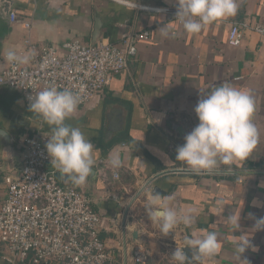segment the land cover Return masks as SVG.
I'll return each mask as SVG.
<instances>
[{
  "label": "crops",
  "instance_id": "crops-1",
  "mask_svg": "<svg viewBox=\"0 0 264 264\" xmlns=\"http://www.w3.org/2000/svg\"><path fill=\"white\" fill-rule=\"evenodd\" d=\"M12 1L11 12L20 21L12 23L9 16L0 15V70L9 50L30 56L27 40L38 49H60L70 39L92 44L95 18L101 21L97 40L120 43L128 32L149 31L147 40L136 41L137 52L127 67L114 73L101 94L78 105L65 121L79 127L95 146V163L86 183L76 186L57 170L59 183L80 188L90 199L101 218L100 236L113 263L133 264L131 249L139 241L147 248V264H177L170 257L172 252L195 230L215 231L220 243L215 256L200 264H243L234 254V240L244 233H249L251 246L241 259L264 264V229L253 231L256 220L264 217V35L247 31L240 46L227 42L233 20L264 27V0H239L235 16L205 25L196 34L185 32L169 14L139 7L177 5L178 0ZM223 84L248 90L254 98L257 145L246 160L190 172L183 162L175 161L176 149L199 123L194 111L198 100ZM29 105L20 91L0 86V205L5 178L16 177L20 171L23 139L38 128L51 136V127ZM112 157L121 161L118 168L110 166ZM170 169L190 171L154 179L125 216L138 189L155 174ZM154 185L164 191L163 199L171 197V206L196 209L192 228L179 224L165 236L160 225L148 219ZM233 213L240 214L236 231L227 220ZM134 231L136 240L132 239ZM0 264H5L1 254Z\"/></svg>",
  "mask_w": 264,
  "mask_h": 264
},
{
  "label": "built area",
  "instance_id": "built-area-1",
  "mask_svg": "<svg viewBox=\"0 0 264 264\" xmlns=\"http://www.w3.org/2000/svg\"><path fill=\"white\" fill-rule=\"evenodd\" d=\"M139 7L177 19L178 4ZM9 19L12 23L20 21L15 12ZM247 31L264 35V27L233 20L229 23L228 44L240 46ZM148 38L149 31L143 30L126 33L120 43L100 39L85 44L70 39L60 49H38L27 40L28 63L14 65L7 61V54L2 57L0 86L15 88L28 101L36 92L55 86L78 94L79 105L84 104L101 94L114 73L127 67L137 52L136 41ZM48 138L42 128L26 136L20 171L16 177L5 178L0 205L2 260L5 264H114L100 236L101 218L90 199L80 188L57 180V168L50 163L45 148ZM131 251L133 264H147L148 251L142 242H134Z\"/></svg>",
  "mask_w": 264,
  "mask_h": 264
},
{
  "label": "clouds",
  "instance_id": "clouds-1",
  "mask_svg": "<svg viewBox=\"0 0 264 264\" xmlns=\"http://www.w3.org/2000/svg\"><path fill=\"white\" fill-rule=\"evenodd\" d=\"M238 10L239 0H178L176 18L185 32L196 34L205 25L235 16ZM161 31L164 36L169 35L166 28ZM6 59L14 65L29 61L28 56H19L14 50L7 52ZM29 101V110L51 127V136L45 145L50 163L74 185L85 184L92 173L96 149L79 127L65 123L77 110L79 95L68 89L49 86L30 96ZM194 111L199 123L184 137V144L176 149L175 161L200 172L249 157L259 138L253 122L255 101L250 91L223 84L204 94ZM120 163L118 157L109 160L113 168H118ZM170 200L171 197L165 200L153 191L147 207L148 219L158 223L165 236L179 224L192 228L198 216L195 208L177 209L170 205ZM227 220L235 226V231L239 230L240 214L233 213ZM261 229H264V217L256 220L253 231ZM234 245L236 258L248 264L241 256L251 246L249 233L239 235ZM185 246L193 250L192 259L197 261L215 256L220 243L215 231L193 230L190 236L184 237L183 246H177L170 256L177 264L191 261L183 251Z\"/></svg>",
  "mask_w": 264,
  "mask_h": 264
},
{
  "label": "water",
  "instance_id": "water-1",
  "mask_svg": "<svg viewBox=\"0 0 264 264\" xmlns=\"http://www.w3.org/2000/svg\"><path fill=\"white\" fill-rule=\"evenodd\" d=\"M12 4L13 1L12 0H0V15L2 17H8L10 12H11V8H12ZM101 35V21L98 18H95V24H94V28H93V32H92V44H94L96 42V40L100 37ZM190 170H185V169H170V170H165V171H160L159 173L155 174L153 177H151L150 179H148L136 192V194L134 195V197L131 199V201L129 202L128 206L126 207L125 211H124V215L126 216L127 211L130 207V205L132 204V202L150 185V183L156 179L157 177L163 176L167 173H171V172H187ZM190 172H194V171H190ZM157 192L159 194H163V190L160 189L158 186H152L150 189V192ZM125 219H124V223H123V227H125ZM124 235H125V229H123ZM132 239L136 240L137 239V232L134 231L132 233ZM183 246V245H182ZM183 251L185 252L188 260H191L189 262V264H200L201 260H193V250L187 246H185L183 248Z\"/></svg>",
  "mask_w": 264,
  "mask_h": 264
}]
</instances>
